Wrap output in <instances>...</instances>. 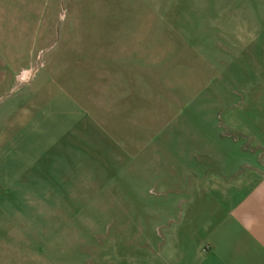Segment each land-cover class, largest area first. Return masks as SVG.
Wrapping results in <instances>:
<instances>
[{
  "label": "rangeland",
  "instance_id": "1",
  "mask_svg": "<svg viewBox=\"0 0 264 264\" xmlns=\"http://www.w3.org/2000/svg\"><path fill=\"white\" fill-rule=\"evenodd\" d=\"M4 2L19 5L23 25L41 8L38 29L51 36L27 71L56 63L72 73L85 51L87 82L75 96L90 138L72 169L91 181L26 184L0 173V264H168L184 247L177 229L196 175L225 149L216 138L249 135L245 79L264 64V0ZM4 8L1 34L15 20Z\"/></svg>",
  "mask_w": 264,
  "mask_h": 264
},
{
  "label": "crops",
  "instance_id": "2",
  "mask_svg": "<svg viewBox=\"0 0 264 264\" xmlns=\"http://www.w3.org/2000/svg\"><path fill=\"white\" fill-rule=\"evenodd\" d=\"M18 6L7 7L0 0V8L6 7L2 11L13 8L15 17L12 23H2L4 33H0V105L4 102L0 107V173L25 176L26 184L37 182L38 178L43 184L89 182L91 179L83 178L86 175L83 170L72 169L80 162L75 159L83 158L79 152L87 148L90 138V127L85 123L88 109L75 96L87 82L85 51L81 47L75 53L77 69L72 73L68 66L56 63L51 70L47 63L46 71H27L30 63L35 62L36 51L50 46L46 39L51 36L38 29L36 18L41 8L25 12L23 25L18 20ZM54 15L56 19L57 14ZM57 27L58 23L49 22L46 30ZM12 29L15 32L8 33ZM261 62L259 58L253 78L245 79V92L249 93L244 99L242 117L249 123V135L246 139L228 135L216 138L215 144L219 147L217 142L221 141L225 149L211 153L208 175L207 172L196 175L199 182L194 188L195 200L192 204L184 202L183 220L180 219L181 226L177 229L184 247L169 254L168 264H264V64ZM18 63L24 65L16 70ZM25 76L28 79L22 80ZM82 127L85 136L80 135ZM245 142L251 143L249 149H244ZM61 188L68 189L66 185ZM199 239L206 242L208 249L197 245Z\"/></svg>",
  "mask_w": 264,
  "mask_h": 264
}]
</instances>
